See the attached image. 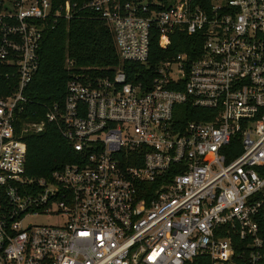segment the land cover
<instances>
[{"label":"built area","instance_id":"2783aa9c","mask_svg":"<svg viewBox=\"0 0 264 264\" xmlns=\"http://www.w3.org/2000/svg\"><path fill=\"white\" fill-rule=\"evenodd\" d=\"M86 9L122 61L148 64L153 31L201 43L142 81L73 71L24 119L44 31ZM48 123L76 159L30 177ZM0 264H264V0H0Z\"/></svg>","mask_w":264,"mask_h":264},{"label":"trees","instance_id":"16d2710c","mask_svg":"<svg viewBox=\"0 0 264 264\" xmlns=\"http://www.w3.org/2000/svg\"><path fill=\"white\" fill-rule=\"evenodd\" d=\"M54 2L60 4L65 0ZM201 38L198 34L175 31L171 44L163 49L159 46L158 34L153 31L148 64L122 61L112 28L95 18L90 10H82L79 16L61 20L55 28L48 27L44 31L39 47V68L25 90L27 101L21 116L26 120H41L49 106L63 103L73 71L95 78L112 77L118 70H124L130 80H134L135 72H140L142 81L143 75L155 69L161 60L181 52L193 54ZM68 59L74 61L72 69L68 68ZM179 108L188 109V105ZM24 139L28 147L26 172L30 177H49L76 159L73 146L55 123H48L40 133L25 134Z\"/></svg>","mask_w":264,"mask_h":264},{"label":"rangeland","instance_id":"374dc122","mask_svg":"<svg viewBox=\"0 0 264 264\" xmlns=\"http://www.w3.org/2000/svg\"><path fill=\"white\" fill-rule=\"evenodd\" d=\"M32 221L42 222V223H55V222H59L60 219L55 217H37V218H33Z\"/></svg>","mask_w":264,"mask_h":264}]
</instances>
